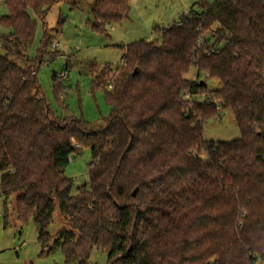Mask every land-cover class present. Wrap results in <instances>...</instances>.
<instances>
[{"label":"trees","instance_id":"1","mask_svg":"<svg viewBox=\"0 0 264 264\" xmlns=\"http://www.w3.org/2000/svg\"><path fill=\"white\" fill-rule=\"evenodd\" d=\"M57 1L5 0L0 17V191L34 219L41 253L61 247L65 264H93L94 247L107 264H264V0H197L201 11L158 29L162 41L122 46L117 75L106 79L110 65L93 75L112 107L99 127L52 109L27 52L29 10L43 19ZM131 1L95 0L93 27L127 18ZM193 66L220 86L185 77ZM63 78L52 76L57 94ZM226 107L242 135L207 140L204 121ZM83 147L90 181L73 194L65 171Z\"/></svg>","mask_w":264,"mask_h":264},{"label":"rangeland","instance_id":"2","mask_svg":"<svg viewBox=\"0 0 264 264\" xmlns=\"http://www.w3.org/2000/svg\"><path fill=\"white\" fill-rule=\"evenodd\" d=\"M94 1H57L43 19L29 10L37 25L34 41L27 52L37 68L36 78L41 92L52 109L58 114L69 112L83 117L93 127H99L110 116L112 107L102 88L93 89L96 70L101 71L110 65L113 70L107 71L106 79H113L120 67L122 46L141 39L160 42L162 35L158 29L172 24L191 7L198 12L201 7L194 4L197 0H132L128 17L109 24L105 31H101L92 25L94 18L90 10ZM203 1L210 3L213 0ZM6 14L8 8L5 0H0V17ZM8 30L0 21V54L7 51L2 46L1 35ZM45 30L52 38L46 46L42 43ZM54 73L64 77L61 79L64 90L58 94L52 80ZM184 76L191 80L198 77L200 81L206 79L210 90L220 86L217 79L209 78L205 73L199 75L194 66ZM203 97L202 93L195 96L199 100ZM204 133L207 140L214 141H232L242 135L229 107L220 109L218 115L204 121ZM91 159L90 149L83 147L67 165L65 172L74 180L73 194L81 185L89 184ZM16 204L15 194L6 199L0 191V264H65L61 247H56L50 253H41L42 246L34 219L29 217L22 221L18 217ZM61 227L62 217L55 211L48 228L51 236ZM90 261L93 264H107V252L94 247Z\"/></svg>","mask_w":264,"mask_h":264},{"label":"water","instance_id":"3","mask_svg":"<svg viewBox=\"0 0 264 264\" xmlns=\"http://www.w3.org/2000/svg\"><path fill=\"white\" fill-rule=\"evenodd\" d=\"M137 192V188L133 191V195H136Z\"/></svg>","mask_w":264,"mask_h":264},{"label":"crops","instance_id":"4","mask_svg":"<svg viewBox=\"0 0 264 264\" xmlns=\"http://www.w3.org/2000/svg\"><path fill=\"white\" fill-rule=\"evenodd\" d=\"M186 12H188V11H186ZM186 12H184V13H186ZM184 13H183V14H184ZM183 14H182V15H183ZM180 17H181V16H180ZM180 17H179V19H180ZM179 19H177V20H179ZM177 20H176V21H177ZM176 21H174V22H176ZM174 22H173V23H174ZM170 25H171V24H170Z\"/></svg>","mask_w":264,"mask_h":264},{"label":"built area","instance_id":"5","mask_svg":"<svg viewBox=\"0 0 264 264\" xmlns=\"http://www.w3.org/2000/svg\"><path fill=\"white\" fill-rule=\"evenodd\" d=\"M63 75L65 76L66 75V72H64Z\"/></svg>","mask_w":264,"mask_h":264}]
</instances>
